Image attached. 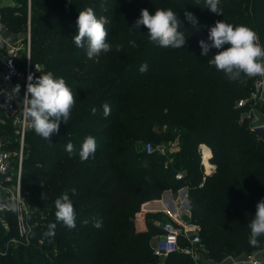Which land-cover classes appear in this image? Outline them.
Here are the masks:
<instances>
[{
	"label": "trees",
	"instance_id": "1",
	"mask_svg": "<svg viewBox=\"0 0 264 264\" xmlns=\"http://www.w3.org/2000/svg\"><path fill=\"white\" fill-rule=\"evenodd\" d=\"M16 1L1 3L0 16L13 33L24 32L29 20L30 74L35 79L51 71L63 78L76 95V105L51 141L30 127L25 132L20 188L28 208L29 240L18 235L14 213L5 212L0 264H196L185 252L156 256L150 241L162 230L153 223L146 221L145 230L135 228L143 202L183 186L187 220L198 226L197 241L208 258L218 263L263 249L264 236L258 246L249 243L248 224L264 200V145L244 114L248 104H236L249 95L255 77L229 79L208 63L218 50L201 56L199 41L210 43L209 27L224 20L250 27L264 45V0H220L222 15L204 8V0L199 5L197 0H30L29 19L27 0ZM89 7L106 21L113 45L110 52L91 58L86 47L73 42L79 11ZM144 8L153 14L156 8L176 12L185 31L184 48L151 43L144 26L130 29ZM185 11L194 14L198 28L185 19ZM132 40L136 47L130 46ZM117 44L123 45L121 52ZM145 63L148 70L141 73ZM20 64H25L24 52ZM22 94L20 85L18 96ZM104 104L111 108L107 117ZM261 111L264 117V100ZM88 136L95 137L97 150L82 162L78 153ZM12 137H0L8 149L18 144V134ZM146 140L173 141L176 151L161 153L152 147L146 152L140 144ZM68 142L74 145L72 155L66 151ZM200 143L211 150L214 169L209 173L200 163ZM178 171L181 179L174 177ZM63 193L73 201L75 229L56 221L54 202ZM155 205L165 209L161 199ZM151 215L146 213L145 219ZM93 218L103 226L94 228ZM50 223L57 225L51 237L45 235ZM12 238L18 239L16 245ZM191 242L178 237L181 247Z\"/></svg>",
	"mask_w": 264,
	"mask_h": 264
},
{
	"label": "clouds",
	"instance_id": "2",
	"mask_svg": "<svg viewBox=\"0 0 264 264\" xmlns=\"http://www.w3.org/2000/svg\"><path fill=\"white\" fill-rule=\"evenodd\" d=\"M200 0H197L199 5ZM220 0H204V8L212 13L222 15L219 7ZM185 19L194 27L198 28V20L193 13L185 11ZM78 33L73 36V42L77 48L87 49V55L91 58L99 56L102 52L108 53L113 45L108 42V28L104 18H98L92 8L79 11L76 21ZM144 26L147 29L149 41L162 48L181 49L186 44L185 31H182V22L176 12L171 8H156L154 14L147 8L141 9L139 18L130 29H138ZM208 41L200 40L201 56H208L210 49H217V53L208 61L209 65L215 66L231 80H239L242 76L249 78L264 77V45L260 43L258 34L248 26L233 25L224 20H218L214 26L208 29ZM130 46L136 47L134 40ZM227 45L228 47H224ZM117 52L123 50V45H115ZM148 70L147 63L141 65L139 71L145 73ZM26 92L24 95V118L29 127L37 135L51 141L53 134L59 133L60 124H65L70 119L72 109L76 105V95L67 85L63 78H57L51 71L40 74L35 79L30 74L27 78ZM13 94H19L20 85L12 90ZM104 116L111 114L108 104L103 105ZM95 112V109L93 110ZM97 150L96 139L88 136L83 141L79 150L80 160L87 161L94 157ZM66 151L74 154V145L68 142ZM73 195L75 189H71ZM55 217L69 230L76 228V211L73 201L68 193H63L54 202ZM9 208L15 210V204L0 203V209ZM93 227L101 228L102 220L93 218ZM87 224L88 221L83 222ZM56 223L48 225L46 236H54ZM250 229L249 243L258 246L259 237L264 236V200L256 205V212L248 224Z\"/></svg>",
	"mask_w": 264,
	"mask_h": 264
},
{
	"label": "built area",
	"instance_id": "3",
	"mask_svg": "<svg viewBox=\"0 0 264 264\" xmlns=\"http://www.w3.org/2000/svg\"><path fill=\"white\" fill-rule=\"evenodd\" d=\"M27 6L29 19L30 0H27ZM29 50V20L24 32L13 33L8 30L0 16V116L9 118L13 122L16 134H18V151L16 155H12L11 150L7 147V142L0 138V203L15 204L14 211L9 208L0 209V221L5 227H7L3 216L5 212H13L18 235L21 236L26 243H28L29 240L28 234L31 227L26 220L28 208L21 193L20 175L24 135L29 128V123L24 118L23 114L24 95L28 82L27 78L30 75ZM23 52L25 54L24 66L20 64ZM16 85H21L23 87L22 98H20L18 94H13L12 92ZM262 94H264V77L258 76L255 77L253 87L247 98L239 99L236 104L237 106H242L244 104H250L252 101L264 100V98H261ZM144 148L146 152H150L153 149L150 142H147ZM204 149H207L210 152V156L207 158L210 162L209 168H214V165L210 161L212 155L210 148L206 144L200 143L198 145V153L200 155V161L204 173H206L209 168H206L203 164L202 152ZM158 151L164 153L165 148L160 147L158 148ZM10 173L14 174V178L10 176ZM174 177L176 179H181L183 173L178 171L174 174ZM177 191L179 194L177 199L173 200L171 195L173 203L172 207L174 209V213H170L172 220L163 224L162 233L156 237L152 249L153 253L158 257H165L171 252L181 250L182 252L188 253L194 259V252L192 251L191 246L180 247L178 244L179 235L182 234L187 239H190L191 232L188 231L186 226H184V228H181L180 226V213L188 212L187 206L184 204V200L187 196V187L183 186ZM223 260L218 262V264H233L228 263L227 261L223 262ZM236 264H264V261L261 257L256 256L254 252L244 256L240 261H236Z\"/></svg>",
	"mask_w": 264,
	"mask_h": 264
},
{
	"label": "rangeland",
	"instance_id": "4",
	"mask_svg": "<svg viewBox=\"0 0 264 264\" xmlns=\"http://www.w3.org/2000/svg\"><path fill=\"white\" fill-rule=\"evenodd\" d=\"M11 1H13L14 3L13 4H17L16 0H0L1 3H10ZM258 77V76H256ZM247 98V97H245ZM261 98H264V94L261 95ZM250 100V99H248ZM263 100V99H262ZM262 100L261 101H252L250 104H248V109L247 111L244 113L249 121V125L251 126H254V125H258V124H263L264 123V117L262 115V111H261V104H262ZM0 126H11L12 129L8 130V131H2V128H0V137H3L5 134H7V138H10L11 136H13L12 138H16V132L14 131V125H13V122L8 119V118H2L0 117ZM37 135H35L34 138H36ZM33 139H28L27 142H32ZM25 142L26 140H24V147H23V151L25 152ZM147 142H150L152 147H157V148H160V147H164L165 148V151L169 150V151H173L175 152L176 151V143L173 142V141H165V142H162V143H154L153 141H150V140H146L144 142H141L140 144H143L144 147L146 145ZM11 152H12V155H16L17 151H18V144L17 146L15 145V147H11ZM198 151V150H197ZM201 163V161H200ZM10 176L12 178H14V174L13 173H10ZM172 195H173V198L177 199V196H178V191H176L175 193L172 192ZM166 196V199H167V205L165 203H163L164 201H161L162 203V206H164V208L166 209H154L155 211H151L150 213L152 214L151 217H148V219L146 220L144 218L143 220V217L140 219L141 222L139 223H146V221L148 222H151L153 223L155 226L159 227L161 230H162V226L163 224L169 222L170 220H172L171 218V215L169 213V198H167L168 195H165ZM161 198V196H160ZM187 209H188V212L186 213H180L181 216H180V221H181V228H184V226L187 227L188 231L191 232L192 234H195V235H199V232H198V226L195 224V223H192V222H189L187 220L188 216H189V205L187 206ZM168 210V211H167ZM2 226V224H1ZM7 229V227L5 226H2V228H0V234H2L4 232V230ZM160 234V233H159ZM159 234L155 235L153 238L155 239ZM152 238V239H153ZM23 239V238H22ZM24 240V239H23ZM20 241V240H19ZM11 242L12 244L16 245L17 242H18V239L16 238H12L11 239ZM191 248H192V251L194 252V261H196V264L198 262V264H202L203 261L206 260V251H205V248H204V245L202 243H198L195 242V243H191L190 244ZM181 247V246H180ZM54 250V249H52ZM179 252H182L181 250H178ZM255 252V255L258 256V257H261L264 261V248L261 249V250H257V251H254ZM252 252V253H254ZM43 253L44 255H46L47 253V249L43 250ZM250 253V254H252ZM246 255H249V253H244V252H241L238 254V256H227L224 258L223 262L231 259V258H237V257H240V256H246ZM201 256V259H199ZM192 258V257H191ZM42 261V260H41Z\"/></svg>",
	"mask_w": 264,
	"mask_h": 264
},
{
	"label": "crops",
	"instance_id": "5",
	"mask_svg": "<svg viewBox=\"0 0 264 264\" xmlns=\"http://www.w3.org/2000/svg\"><path fill=\"white\" fill-rule=\"evenodd\" d=\"M170 193L172 195V192L171 191H170ZM165 195H167V194H165ZM165 195L164 196H161V198H159V199H152V200L145 201V202H143L140 205L139 211L135 214V228H136V230H139L140 231V230H145L146 229V223H142V224L139 223V222H141L140 219L143 217V220H144L146 213H150L151 211H155L154 209H158L159 207H157L155 205V203L157 201H159L160 199H161V201H164L163 203L166 204L167 203V199H166V196ZM178 196H179V194H178ZM167 198H169V197L167 196ZM172 198H173V195H172ZM175 199H176V197H175ZM175 199L173 198V200H175ZM159 209H163V208H159ZM169 210H170L169 213L172 214V212H173L174 209L172 208V209H169ZM155 241H156V238L155 239L153 238L150 241V244H151V247L152 248H153V246L155 244ZM243 257L244 256H240V257L233 258V259L231 258V259L227 260V262L228 263H233V264L235 263L236 264V261H240ZM160 258H163V257H160ZM199 259H201V256H200ZM197 264H198V262H197ZM202 264H218V263L217 262H214L213 260H211L210 258L207 257L206 260L202 262Z\"/></svg>",
	"mask_w": 264,
	"mask_h": 264
},
{
	"label": "water",
	"instance_id": "6",
	"mask_svg": "<svg viewBox=\"0 0 264 264\" xmlns=\"http://www.w3.org/2000/svg\"><path fill=\"white\" fill-rule=\"evenodd\" d=\"M252 131H253V134L263 143L264 145V123L263 124H258V125H254L252 127ZM213 167L212 168H209L208 171H206V173H209L211 171H213ZM165 194L169 195V198H170V201H169V204L170 206H173V203H172V200H171V193H170V190H165L162 192V195L161 196H164ZM184 204L186 206H188V201H187V198H185L184 200ZM190 240L192 242H195L198 240V236L195 235V234H190Z\"/></svg>",
	"mask_w": 264,
	"mask_h": 264
},
{
	"label": "bare ground",
	"instance_id": "7",
	"mask_svg": "<svg viewBox=\"0 0 264 264\" xmlns=\"http://www.w3.org/2000/svg\"><path fill=\"white\" fill-rule=\"evenodd\" d=\"M202 153H203V164L205 165L206 168H209L210 162L207 160V158L210 156V152L207 149H204ZM168 197H169V195H168ZM169 201H170V198H169ZM169 201H168V203H169ZM169 206H170V204H169ZM169 208L172 209L173 207L170 206ZM173 213H174V210H173L172 214Z\"/></svg>",
	"mask_w": 264,
	"mask_h": 264
}]
</instances>
